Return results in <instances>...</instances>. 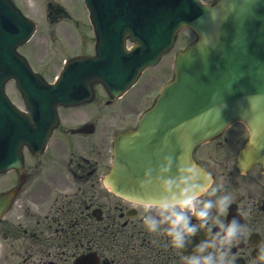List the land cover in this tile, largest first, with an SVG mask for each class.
Listing matches in <instances>:
<instances>
[{
    "label": "water",
    "instance_id": "obj_1",
    "mask_svg": "<svg viewBox=\"0 0 264 264\" xmlns=\"http://www.w3.org/2000/svg\"><path fill=\"white\" fill-rule=\"evenodd\" d=\"M85 1L98 56L69 62L53 85L31 74L14 52L29 29L5 4L0 17V105L5 102L3 82L14 76L29 113L10 110L5 116L0 108V171L18 164L22 144L32 151L44 146L56 123V105L85 99L93 80L109 89L126 88L182 25L193 28L198 39L177 55L174 79L143 115L139 129L118 136L110 182L127 187L131 144L135 151L154 150L158 156L181 152L186 167L191 147L234 119L248 124L254 149L259 130H264V0H217L212 6L198 0ZM133 32L145 36L140 39ZM126 36L137 43L134 49L124 48ZM2 204L0 196V214Z\"/></svg>",
    "mask_w": 264,
    "mask_h": 264
},
{
    "label": "flooded vegetation",
    "instance_id": "obj_2",
    "mask_svg": "<svg viewBox=\"0 0 264 264\" xmlns=\"http://www.w3.org/2000/svg\"><path fill=\"white\" fill-rule=\"evenodd\" d=\"M148 85H144L146 88ZM149 88V86H148ZM144 90V89H143ZM141 92H137V95ZM133 97V95H131ZM103 101L107 106H115L117 100H112L102 93H96L95 100ZM134 102V98L132 99ZM126 103H120L119 109L125 110ZM117 112L116 108L114 107ZM99 113L96 120L105 131L110 129L103 122V116H113V112ZM87 116L74 115L77 121L87 122ZM62 128V129H61ZM58 129L66 132L65 127L59 125ZM234 134L223 135V144L219 142L216 148L229 144ZM239 137V136H238ZM85 136H80L77 143L86 155L76 157L70 143L63 145L60 137L55 138V146L49 152L48 159L40 156L25 161L23 169V183L20 184L18 198L21 205H26V200L31 199L34 210L30 215H37L35 224L26 222L16 227L9 228L5 220L2 224L1 234L6 238L11 232L15 237L14 250L11 258L18 264H72L76 256H88L90 264H185L183 250L170 244L166 234L153 233L147 230L143 223L144 209L117 205L103 209L100 222L88 221L93 207V199L101 197V191L94 187L95 175L102 161V153L98 145L88 149ZM215 145V144H214ZM67 154V150H69ZM48 150V149H47ZM216 149L212 145H201L196 148L194 156L201 163H208V159ZM47 152V151H46ZM70 157L67 160L66 157ZM96 155V156H95ZM38 176H43L42 179ZM33 183H29V179ZM220 183L223 193H230L232 203L227 216L221 220L227 221L232 216H238L245 231L235 241L231 256L236 264H264L256 257L260 249H264V177L261 175L241 176L222 175ZM220 184V185H221ZM73 188V190H71ZM212 196V199H215ZM71 204L74 206L72 207ZM231 208V214L229 215ZM79 212L78 222H71V210ZM216 211H213L215 214ZM38 215L40 217H38ZM42 216V218H41ZM58 220L60 232L51 235V228ZM141 224H138L137 222ZM75 232L70 236V230ZM44 231H46L44 233ZM3 258L10 253V244L3 248Z\"/></svg>",
    "mask_w": 264,
    "mask_h": 264
},
{
    "label": "clouds",
    "instance_id": "obj_3",
    "mask_svg": "<svg viewBox=\"0 0 264 264\" xmlns=\"http://www.w3.org/2000/svg\"><path fill=\"white\" fill-rule=\"evenodd\" d=\"M157 166L156 177L161 184V194L155 200L143 203V223L153 233L166 234L171 246L190 251L183 256L185 264H236L231 256L235 241L245 231L238 216H227L232 203L230 193L220 192L223 185L211 187V181L198 183L190 167H178L175 175H166L173 167V157L164 155ZM146 179L152 178V168L144 170ZM162 177V178H161ZM203 193L215 199H201ZM216 209L215 214L213 209ZM202 234L193 243V237ZM259 259L264 261V249L259 250Z\"/></svg>",
    "mask_w": 264,
    "mask_h": 264
},
{
    "label": "rangeland",
    "instance_id": "obj_4",
    "mask_svg": "<svg viewBox=\"0 0 264 264\" xmlns=\"http://www.w3.org/2000/svg\"><path fill=\"white\" fill-rule=\"evenodd\" d=\"M48 2H53V3L57 2L58 4H61V5L67 4L68 9L72 15L73 14L74 15H85V8H84L82 0H68V1L67 0H22L23 8L27 12V14H29L35 19H38L41 22L42 30H55L56 32H59L61 34L60 36H64L66 37V39H69L71 43L73 42L77 43L76 46L75 47L72 46L73 48H71L70 51H67L66 54L71 55L73 53L79 52L81 49V47H79V44L81 45L80 41H81V36H82V33L80 30H83L84 28H81L80 24L72 23L73 21H70L69 19H64V18L58 23L50 24V25L47 24L44 20V9H45V5H47ZM76 18L81 20L80 16H76V17L72 16V19L75 20ZM192 37H193V34L191 32H188L187 30H183V41L187 40L188 38L190 39ZM42 39H43L42 35L39 34L38 36H36L33 44H36L37 48H42L43 41H44ZM57 40H61V39H57ZM57 40H55V42ZM88 42H90V39L86 40V43ZM86 43H85V46H86ZM47 49L46 48L41 49L43 55L48 54V51L50 52V50H53V49L60 50L59 48H57L56 43L49 44ZM50 53L52 54V52ZM153 75H156V73L152 72L148 74L146 77L150 79L152 78ZM162 80L163 78H160L157 81L162 82ZM157 81L155 80L153 83L155 86L158 85ZM11 90L13 91V89ZM0 186H1V183H0Z\"/></svg>",
    "mask_w": 264,
    "mask_h": 264
}]
</instances>
